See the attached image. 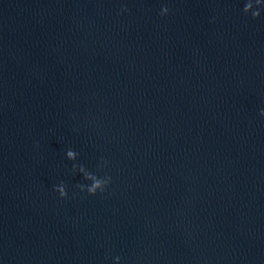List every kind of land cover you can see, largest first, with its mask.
I'll return each instance as SVG.
<instances>
[{
  "label": "water",
  "instance_id": "water-1",
  "mask_svg": "<svg viewBox=\"0 0 264 264\" xmlns=\"http://www.w3.org/2000/svg\"><path fill=\"white\" fill-rule=\"evenodd\" d=\"M255 2L0 0V264H264Z\"/></svg>",
  "mask_w": 264,
  "mask_h": 264
},
{
  "label": "clouds",
  "instance_id": "clouds-1",
  "mask_svg": "<svg viewBox=\"0 0 264 264\" xmlns=\"http://www.w3.org/2000/svg\"><path fill=\"white\" fill-rule=\"evenodd\" d=\"M255 5L261 6L260 0H256ZM250 9H251L252 17H256L259 15L258 10H253L252 0H246V3L244 4V7L242 10L244 13H249ZM127 10H128L127 7L122 4L120 11L117 14H120L122 12H126ZM169 11H170V9L167 6V4L161 5V7H160V15L161 16L167 15L169 13ZM258 114L260 117H264V109H260ZM64 155H65L67 160L74 161V160H76L78 153H77V151L73 150L72 148H68L65 151ZM72 169H73V171L77 170V165L73 164ZM79 171L81 173H84L86 180L91 181V183H89L87 185H80L79 186V189L81 192L86 191L89 195H95L98 191L103 192L105 190V188L108 187L111 183V177L108 175L101 178V177H98V176L93 175L91 173H85V170L82 166L79 167ZM53 190L59 194L60 198H64L67 195L66 187H65V184L63 183V181L54 185ZM120 259L121 258L118 255L113 256L112 257L113 264H120Z\"/></svg>",
  "mask_w": 264,
  "mask_h": 264
}]
</instances>
